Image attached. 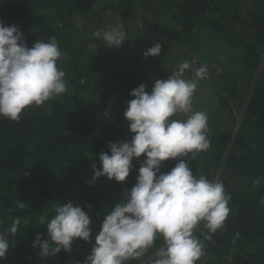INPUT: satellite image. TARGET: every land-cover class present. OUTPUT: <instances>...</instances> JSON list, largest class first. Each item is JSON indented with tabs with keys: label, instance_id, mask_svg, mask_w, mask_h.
Masks as SVG:
<instances>
[{
	"label": "trees",
	"instance_id": "obj_1",
	"mask_svg": "<svg viewBox=\"0 0 264 264\" xmlns=\"http://www.w3.org/2000/svg\"><path fill=\"white\" fill-rule=\"evenodd\" d=\"M243 1L0 0V20L18 25L28 47L37 39L56 38L66 54L58 67L68 82L65 94L26 108L18 121L0 117V232L11 226L14 217L21 220L15 236H8L15 247L9 248L0 264H82L92 247L83 240L74 241L70 253L61 250L56 257H40L39 247H31L37 233L47 236V226L39 225V217L50 219L54 204L71 201L89 214L94 239L104 216L123 200L138 174V168L130 171L128 186L107 177L89 183L90 165L95 163L99 169V153L110 154L108 142H127L134 135L124 117L127 102L134 99L131 88L143 83L150 92L155 82H147V64H161L165 57L175 60L176 45L191 57L214 62L211 52L217 44L233 46L243 71L229 68L224 61L216 63L220 72L213 93L221 108L237 97L244 110L238 128L231 123L208 127L211 146L190 163L193 175L222 182L231 196L224 227L211 234V240L201 234L207 232L202 224L194 232L205 246V255L196 264H264V181L253 184L256 178H264V66L260 69L264 2L252 0L254 7L243 15ZM113 12L121 15L132 46L146 51L157 42L162 44L160 54L143 64L149 69L127 68L125 62L104 64L119 50L126 54L127 47H107L92 35L113 27ZM176 162H163L162 171ZM160 244L161 240L155 241L141 260L128 264H150Z\"/></svg>",
	"mask_w": 264,
	"mask_h": 264
},
{
	"label": "clouds",
	"instance_id": "obj_2",
	"mask_svg": "<svg viewBox=\"0 0 264 264\" xmlns=\"http://www.w3.org/2000/svg\"><path fill=\"white\" fill-rule=\"evenodd\" d=\"M92 35L107 47L119 48L127 40L117 27L99 29ZM161 48V43H155L143 53L144 58L158 56ZM65 55L55 37L37 39L28 47L18 25L0 20V117L18 121L26 108L65 94L66 74L58 67ZM207 76L206 65L196 67L184 60L167 79H156L150 92L142 83L129 93L134 99L127 102L124 117L134 135L127 142H108L110 154L99 153V169L95 163L90 165L93 176L89 183L107 177L123 184L133 160L143 156L135 184L104 216L94 239L92 219L86 211L71 201L54 204L50 219L39 217V225L47 226L46 238L37 233L31 244L34 249L39 247L41 258L56 257L61 250L70 253L76 240L92 244L82 264L141 260L157 240L162 245L156 247L150 264H196L205 255L204 243L194 232L202 224L207 232L201 234L211 240V234L224 227L231 199L222 182L197 178L190 167L211 146L208 116L193 109L195 91ZM168 160L177 162L163 172V162ZM262 181L264 178H256L253 184ZM18 207L23 208L24 203ZM20 223L14 217L11 226L0 232V259L15 247L8 236H15Z\"/></svg>",
	"mask_w": 264,
	"mask_h": 264
},
{
	"label": "rangeland",
	"instance_id": "obj_3",
	"mask_svg": "<svg viewBox=\"0 0 264 264\" xmlns=\"http://www.w3.org/2000/svg\"><path fill=\"white\" fill-rule=\"evenodd\" d=\"M254 1V0H253ZM252 0H244L241 4L243 6V9H241L243 15H247L249 13L250 9L254 7ZM256 1H263L264 0H256ZM102 2L97 3L95 6L98 7ZM150 20H154L153 15H149ZM112 25L113 27L119 28L120 31H122L125 34V37L127 38L126 30L124 28V23L122 22L121 15L118 13H112L111 15ZM80 22V21H79ZM141 26L143 24L141 23ZM144 27V26H143ZM177 37V36H176ZM130 40H125L123 44L121 45V48H125L124 51L126 54L123 53V50H119L117 53L112 54L108 60L104 61V64L108 62L115 63L116 66L122 65L123 62L126 63L127 68H132L134 66L135 69H141L144 66L143 64H147L148 60L143 59V53L145 52L144 49H140L136 46H132V44L129 43ZM126 44V45H125ZM120 48V49H121ZM215 50H212L211 54L214 56V62H209L206 59L190 56V53L183 52L184 49L180 47V45H176L173 48V55L175 56V60H172V58L168 59V57H165L163 62L161 64H147L149 67V73H148V80L147 82L151 85L155 82L156 79H167L172 70L176 67L174 65V61H178L181 63L184 60L192 61L194 66L198 67L200 65H206L208 68V76L206 79L200 80L198 88L195 91L194 97H193V109L196 111H204L208 116V127H213L215 124L220 123L221 125L224 123H231L234 127H239L240 123L242 121L243 117V110L244 107L239 108L240 102L238 101L237 97L236 99L231 98L230 106L221 108L220 100L215 96L213 91L217 88V79L219 77V68L217 66L218 63H222L223 61L228 64L229 68H233L234 70H237L239 72L243 71L242 68V59L240 56L236 55L234 53L233 46L225 44L223 48H219L218 44L214 47ZM223 56H222V55ZM216 56V57H215ZM167 59V60H166ZM216 59V62H215ZM220 60V61H217ZM217 63V64H216ZM176 64V63H175ZM136 66V67H135ZM264 66V61L261 64V68ZM257 75V74H256ZM186 77L190 76L189 72L185 73ZM248 76V75H247ZM255 76V73L253 74ZM253 79V77H252ZM141 82L143 80H140ZM252 86H249V89ZM243 89H248L243 87ZM133 90V87L131 88V91ZM130 92V91H129ZM249 96V95H248ZM134 98V97H133ZM144 159V157H140L138 159L133 160V169L131 171H134L135 168H139L140 166V160ZM125 183L128 186V182L125 181ZM130 187L127 188L129 190ZM162 244H160L161 246Z\"/></svg>",
	"mask_w": 264,
	"mask_h": 264
},
{
	"label": "built area",
	"instance_id": "obj_4",
	"mask_svg": "<svg viewBox=\"0 0 264 264\" xmlns=\"http://www.w3.org/2000/svg\"><path fill=\"white\" fill-rule=\"evenodd\" d=\"M262 61H264V48L262 50Z\"/></svg>",
	"mask_w": 264,
	"mask_h": 264
}]
</instances>
